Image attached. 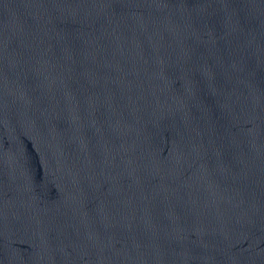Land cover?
<instances>
[{"label":"water","instance_id":"1","mask_svg":"<svg viewBox=\"0 0 264 264\" xmlns=\"http://www.w3.org/2000/svg\"><path fill=\"white\" fill-rule=\"evenodd\" d=\"M0 264H264V0H0Z\"/></svg>","mask_w":264,"mask_h":264}]
</instances>
